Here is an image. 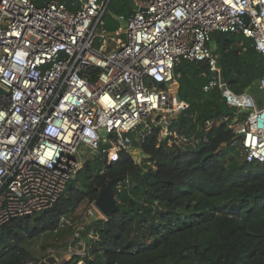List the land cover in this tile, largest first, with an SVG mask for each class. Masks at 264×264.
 Instances as JSON below:
<instances>
[{
  "label": "built area",
  "instance_id": "obj_1",
  "mask_svg": "<svg viewBox=\"0 0 264 264\" xmlns=\"http://www.w3.org/2000/svg\"><path fill=\"white\" fill-rule=\"evenodd\" d=\"M129 1L138 9L117 15L121 27L110 31L111 0H0V227L51 209L84 165L81 147L108 166L129 152L140 167L134 140L158 127L171 147L198 146L200 138L169 130L189 108L178 98L169 104L182 61L208 65L204 91L221 90L237 111L230 128L243 158L264 164V105L222 81L212 40L241 34L264 56V0ZM259 88L264 101V76ZM228 122L207 120L205 129ZM94 203L90 221L106 220Z\"/></svg>",
  "mask_w": 264,
  "mask_h": 264
},
{
  "label": "trees",
  "instance_id": "obj_2",
  "mask_svg": "<svg viewBox=\"0 0 264 264\" xmlns=\"http://www.w3.org/2000/svg\"><path fill=\"white\" fill-rule=\"evenodd\" d=\"M131 13L129 0H111L107 29L120 28L115 17ZM212 40L222 81L237 94L261 98L264 56L252 41L221 32L213 33ZM175 73L177 98L189 108L172 120L169 130L196 136L201 143L171 147L158 127L146 139L134 140L143 156L140 167L129 152L111 166L103 155L88 158L51 209L0 227V264H26L32 258L28 241L61 231L63 219L83 203L96 201L108 182L120 176L127 180L114 189L118 211L109 219L89 221L74 242L89 238L87 256L65 264H264V164L243 158L230 128L238 122L237 111L221 90L204 91L213 78L208 65L182 61ZM226 117L228 123L206 131L207 120ZM138 168L142 171L132 180Z\"/></svg>",
  "mask_w": 264,
  "mask_h": 264
},
{
  "label": "rangeland",
  "instance_id": "obj_3",
  "mask_svg": "<svg viewBox=\"0 0 264 264\" xmlns=\"http://www.w3.org/2000/svg\"><path fill=\"white\" fill-rule=\"evenodd\" d=\"M258 82L255 84L257 85ZM175 89V90H174ZM177 84L172 83L169 87L170 93V101L169 104H174L176 102L177 94H176ZM257 98V101L260 106L264 105L263 99L254 95ZM134 155L139 158L141 156L138 149H134ZM96 154L92 152L90 149L81 147L79 149L78 157L85 163L88 158L95 157ZM91 210V204L85 202L83 203L73 214L71 218H69V223L63 224L62 230L55 234H44L37 237L34 240L28 241L25 246L28 248L29 252L32 255V258L28 260L26 264H40L42 261L47 259L50 256H54L57 253H62V257L59 260L58 264H65L70 261L76 255H73L72 250H83L86 249L87 241L89 238H82L80 242L76 245L74 242L77 238L81 237V230L87 225L90 221L88 217V213ZM68 247L67 250H65ZM73 250V251H74ZM84 264V263H81Z\"/></svg>",
  "mask_w": 264,
  "mask_h": 264
},
{
  "label": "water",
  "instance_id": "obj_4",
  "mask_svg": "<svg viewBox=\"0 0 264 264\" xmlns=\"http://www.w3.org/2000/svg\"><path fill=\"white\" fill-rule=\"evenodd\" d=\"M129 6L132 10H137V6L132 2L129 1ZM4 93L3 89L0 88V94ZM142 169L138 168L137 171L132 173L130 178L132 180L135 179L137 172H141ZM127 180L126 176L116 177L110 180L105 188H103L95 201V206L99 210V212L106 218H111L119 209L118 200L114 194L115 187L119 186L120 184H124ZM62 257V253H57L54 256H50L40 264H58L59 260Z\"/></svg>",
  "mask_w": 264,
  "mask_h": 264
}]
</instances>
